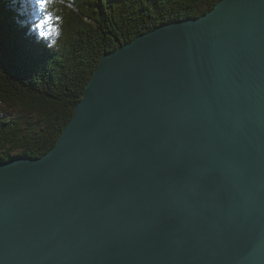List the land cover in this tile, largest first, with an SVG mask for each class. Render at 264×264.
Returning <instances> with one entry per match:
<instances>
[{
	"label": "water",
	"instance_id": "water-1",
	"mask_svg": "<svg viewBox=\"0 0 264 264\" xmlns=\"http://www.w3.org/2000/svg\"><path fill=\"white\" fill-rule=\"evenodd\" d=\"M0 264H264V0L104 53L54 146L0 161Z\"/></svg>",
	"mask_w": 264,
	"mask_h": 264
},
{
	"label": "trees",
	"instance_id": "trees-1",
	"mask_svg": "<svg viewBox=\"0 0 264 264\" xmlns=\"http://www.w3.org/2000/svg\"><path fill=\"white\" fill-rule=\"evenodd\" d=\"M218 1L74 0L50 49L17 22L11 0H0V161L41 157L54 146L104 53Z\"/></svg>",
	"mask_w": 264,
	"mask_h": 264
},
{
	"label": "clouds",
	"instance_id": "clouds-1",
	"mask_svg": "<svg viewBox=\"0 0 264 264\" xmlns=\"http://www.w3.org/2000/svg\"><path fill=\"white\" fill-rule=\"evenodd\" d=\"M18 23L27 26L38 42L50 49L57 45L63 31V9H74V0H11Z\"/></svg>",
	"mask_w": 264,
	"mask_h": 264
},
{
	"label": "rangeland",
	"instance_id": "rangeland-1",
	"mask_svg": "<svg viewBox=\"0 0 264 264\" xmlns=\"http://www.w3.org/2000/svg\"><path fill=\"white\" fill-rule=\"evenodd\" d=\"M3 111H4V109H3L2 107H0V116H1V115H2V116L4 115V112H3ZM20 156H24V155L21 154ZM12 157H13V156H12ZM14 157H15V156H14ZM16 157H17V156H16ZM25 157H27V156H25Z\"/></svg>",
	"mask_w": 264,
	"mask_h": 264
},
{
	"label": "bare ground",
	"instance_id": "bare-ground-1",
	"mask_svg": "<svg viewBox=\"0 0 264 264\" xmlns=\"http://www.w3.org/2000/svg\"><path fill=\"white\" fill-rule=\"evenodd\" d=\"M79 2V1H78ZM77 3V2H76ZM116 6V5H115ZM87 16V15H86ZM89 16V15H88ZM86 86V85H85ZM25 157V156H24ZM12 159V158H11ZM14 159H15V157H14Z\"/></svg>",
	"mask_w": 264,
	"mask_h": 264
}]
</instances>
